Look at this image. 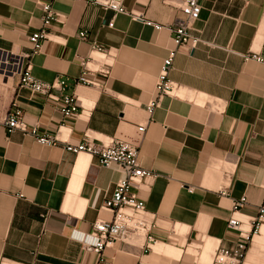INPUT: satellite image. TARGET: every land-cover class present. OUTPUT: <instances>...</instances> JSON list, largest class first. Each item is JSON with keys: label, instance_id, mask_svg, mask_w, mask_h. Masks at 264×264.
Masks as SVG:
<instances>
[{"label": "crops", "instance_id": "1", "mask_svg": "<svg viewBox=\"0 0 264 264\" xmlns=\"http://www.w3.org/2000/svg\"><path fill=\"white\" fill-rule=\"evenodd\" d=\"M201 4L191 32L202 42L190 50L177 48L171 33L184 19L177 0H124L125 13L94 0H54L63 20L48 28L32 74L66 79L84 112L61 128L62 115L44 94L0 71V264L97 263L81 235L112 219L102 206L125 173L64 148L85 133L135 145L141 165L157 175L134 188L156 216L152 250L145 252L144 239L116 242L105 249L104 264H212L219 246L235 244L237 232L228 227L234 201L247 198V217L264 205V0ZM42 15L37 0H0V49L29 50ZM96 44L114 55L111 73L96 76L101 86L77 83L81 59ZM172 51L169 77L184 87L183 98L166 96L149 113ZM250 53L263 61L246 59ZM13 101L40 135L62 142L41 145L33 134L9 132L3 120ZM243 264H264V225Z\"/></svg>", "mask_w": 264, "mask_h": 264}, {"label": "built area", "instance_id": "2", "mask_svg": "<svg viewBox=\"0 0 264 264\" xmlns=\"http://www.w3.org/2000/svg\"><path fill=\"white\" fill-rule=\"evenodd\" d=\"M184 19L171 28L173 40L177 48L194 50L202 40L192 34V25L201 14V0H177ZM54 0H37L43 11L42 27L29 35V50L21 52L0 49V71L9 73L19 78L22 88H29L34 92L42 93L62 115L63 123L76 120L83 111L80 98L73 92L67 91V81L57 78L52 82L42 81L32 74L31 58L38 53L43 41L48 38V28L63 17L53 9ZM106 9H112L116 13L127 12L124 0H94ZM147 25L156 30L163 28L162 24L150 20ZM82 39L87 38L85 31H80ZM175 51H172L163 61L156 83V95L147 104V110L152 113L159 107L166 96L181 97L184 87L169 77L173 66ZM246 59L263 61L257 53L246 55ZM114 63V55L101 45H94L88 58L81 59L82 72L75 79L77 83L88 86H101L96 79L97 75L107 78L111 73ZM212 102L219 106L221 101L213 99ZM219 107H217L218 109ZM3 124L9 132L21 130L24 133L35 135L36 141L41 145L57 146L62 141L55 135H40L37 126H30L26 121L17 102L13 101L11 109ZM60 130V129H59ZM139 131L144 132L145 126L141 125ZM64 148L74 154L88 153L96 157L100 165L120 167L125 176L115 186L113 193L104 201L102 208L112 212L111 220H99L93 225L92 231L81 235V242L92 248L97 255L96 264H104V251L116 242L134 245L138 240L144 239L145 252L151 251L156 239L153 230L156 227V216L148 211L145 201L134 191V188L147 183L148 179L156 177L152 170L144 168L139 161L138 148L126 141L115 138L93 137L85 133L84 139L79 143H66ZM193 191V188H190ZM221 194H227L222 191ZM248 203L246 197L236 199L233 203L232 213L228 219V227L237 232V241L231 247L219 246L213 255L212 264H243L247 251L256 235L261 233L264 225V205H261L257 214L253 217L244 216L241 213ZM2 264H11L5 263Z\"/></svg>", "mask_w": 264, "mask_h": 264}, {"label": "bare ground", "instance_id": "3", "mask_svg": "<svg viewBox=\"0 0 264 264\" xmlns=\"http://www.w3.org/2000/svg\"><path fill=\"white\" fill-rule=\"evenodd\" d=\"M256 236H257V235H256ZM256 236H255V237H256ZM157 245H158V244H157ZM178 250H179V249H178ZM179 252H180V251H179ZM207 261H208V260H207ZM208 262H209V261H208Z\"/></svg>", "mask_w": 264, "mask_h": 264}]
</instances>
